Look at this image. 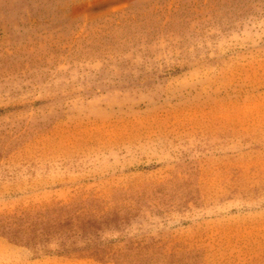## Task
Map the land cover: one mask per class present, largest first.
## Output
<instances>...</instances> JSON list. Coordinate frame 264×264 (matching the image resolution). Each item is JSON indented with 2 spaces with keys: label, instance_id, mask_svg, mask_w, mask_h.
<instances>
[{
  "label": "rangeland",
  "instance_id": "obj_1",
  "mask_svg": "<svg viewBox=\"0 0 264 264\" xmlns=\"http://www.w3.org/2000/svg\"><path fill=\"white\" fill-rule=\"evenodd\" d=\"M0 264H264V0H0Z\"/></svg>",
  "mask_w": 264,
  "mask_h": 264
}]
</instances>
